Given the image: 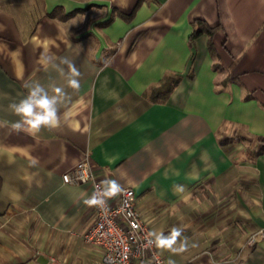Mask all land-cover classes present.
Here are the masks:
<instances>
[{
	"label": "crops",
	"instance_id": "0c3cea01",
	"mask_svg": "<svg viewBox=\"0 0 264 264\" xmlns=\"http://www.w3.org/2000/svg\"><path fill=\"white\" fill-rule=\"evenodd\" d=\"M37 83L70 97L60 125L17 132ZM85 153L152 235L182 229L165 259L264 264V0H0V264L99 263L91 186L61 178Z\"/></svg>",
	"mask_w": 264,
	"mask_h": 264
},
{
	"label": "built area",
	"instance_id": "2783aa9c",
	"mask_svg": "<svg viewBox=\"0 0 264 264\" xmlns=\"http://www.w3.org/2000/svg\"><path fill=\"white\" fill-rule=\"evenodd\" d=\"M61 178L68 184H89L91 196L100 190L97 186L102 182L94 175L87 153L63 172ZM121 188L120 194L106 198L103 207L92 206L94 221L82 233L83 243L99 252L98 264H167L168 260L156 248L155 237L148 224L136 210L133 188ZM256 235L262 237L261 230L250 237L249 244L254 242Z\"/></svg>",
	"mask_w": 264,
	"mask_h": 264
},
{
	"label": "clouds",
	"instance_id": "9594fccd",
	"mask_svg": "<svg viewBox=\"0 0 264 264\" xmlns=\"http://www.w3.org/2000/svg\"><path fill=\"white\" fill-rule=\"evenodd\" d=\"M61 65H66L67 71ZM54 67L57 68L61 76L65 77L69 88L79 90L80 81L78 77L80 72L71 59L67 57L61 58L60 63L58 65L54 64ZM52 91L53 94L50 95L43 85L37 83L29 88L28 94L18 103L9 104V110L19 117L15 122H11V128L17 132H27L31 135L38 134L42 128L49 130L57 128L60 125L58 106L66 102L70 97L62 87H55ZM97 187L100 190L84 200L86 205L103 207L106 203V198H113L122 192L119 183L111 178L103 180L101 185ZM175 191L181 193L184 191V187L178 185ZM153 235L155 236L157 247L170 250L173 253L187 250L188 243L186 238L176 247L178 239L182 235V229L179 227H173L168 236L163 234L156 235L155 233ZM167 264H175V261L169 259Z\"/></svg>",
	"mask_w": 264,
	"mask_h": 264
},
{
	"label": "trees",
	"instance_id": "16d2710c",
	"mask_svg": "<svg viewBox=\"0 0 264 264\" xmlns=\"http://www.w3.org/2000/svg\"><path fill=\"white\" fill-rule=\"evenodd\" d=\"M202 21L201 20H198L197 21V23H201ZM202 24V23H201ZM214 27H212V26H208V25H206L204 22H203V24H202V28L200 29V30H196L195 32H194V35H197L198 33H200L202 30L204 31V32H206L209 36H211L212 34H213V32H214ZM1 186H2V180H1V178H0V189H1Z\"/></svg>",
	"mask_w": 264,
	"mask_h": 264
}]
</instances>
